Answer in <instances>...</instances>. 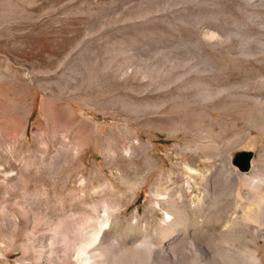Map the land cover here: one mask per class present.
<instances>
[{
    "label": "rangeland",
    "instance_id": "rangeland-1",
    "mask_svg": "<svg viewBox=\"0 0 264 264\" xmlns=\"http://www.w3.org/2000/svg\"><path fill=\"white\" fill-rule=\"evenodd\" d=\"M209 91L214 99H202ZM254 96L264 98V0H0V201L17 199L34 210L26 232L22 219L17 228L2 220L14 235L11 264H36L49 237L55 263L90 254L91 264L139 261L138 253L167 232L151 191L170 189L163 206L180 209L182 230L198 224L189 200L177 208L173 199L195 174L186 162L210 170L205 180L194 176L201 187L192 192L213 186L207 227L217 231L238 216L211 244L215 256L205 264H250L254 246L244 241L251 235L242 219L252 191L227 177L225 159L252 149L253 165L243 172L264 176V130L246 132L256 118ZM16 171L19 185H3ZM100 224L102 236L78 248ZM104 245L111 249L95 255ZM140 261L172 262L156 255Z\"/></svg>",
    "mask_w": 264,
    "mask_h": 264
},
{
    "label": "bare ground",
    "instance_id": "bare-ground-1",
    "mask_svg": "<svg viewBox=\"0 0 264 264\" xmlns=\"http://www.w3.org/2000/svg\"><path fill=\"white\" fill-rule=\"evenodd\" d=\"M194 65V64H193ZM198 64H196L197 66ZM195 66V67H196ZM194 67V66H193ZM194 67V68H195ZM198 68V67H197ZM195 68V69H197ZM188 69V68H187ZM199 69V68H198ZM202 69V68H200ZM199 69V70H200ZM193 70V68H192ZM203 70V69H202ZM184 71V70H183ZM187 71V70H186ZM190 71V69H189ZM188 72V74H190ZM196 70L195 74L198 73L200 75V72ZM191 72V71H190ZM193 72V71H192ZM191 72V73H192ZM204 72V71H202ZM201 72V73H202ZM183 73V72H182ZM186 73V72H184ZM183 73V74H184ZM182 74V75H183ZM187 74V73H186ZM187 74V76H189ZM184 76V75H183ZM187 78V77H186ZM185 78V79H186ZM187 79H190V76L189 78ZM174 83V82H173ZM172 81H168L167 83H161L162 87L164 88H167L169 87L170 85L173 84ZM185 84V83H184ZM159 86V85H158ZM160 88V87H159ZM208 89V88H206ZM152 90V89H151ZM211 90V89H210ZM215 91V90H214ZM218 91V90H216ZM223 90H219L217 94H220L222 93ZM210 92V91H209ZM204 93L201 98L202 99H206V100H209V99H214V97L216 95H213L215 94L214 92L211 94L210 93ZM231 93V92H230ZM228 95V94H227ZM226 95V97H228ZM231 95V94H230ZM253 99L256 101L257 103V109H256V112H255V119L254 120H251L248 124H249V127L247 128V134L249 135L250 133H252L251 131V128H254L256 129L259 133H262L263 130H264V122H262V120L260 121V116L261 114L264 115V98L260 97V96H254ZM187 100V99H186ZM254 101V102H255ZM227 102V101H226ZM188 103H194V100L192 101H188ZM219 103V102H218ZM230 103V102H229ZM236 103V102H235ZM200 105V104H198ZM236 106V105H235ZM233 106V107H235ZM238 106V105H237ZM221 107V106H220ZM214 107H212L213 109ZM223 108V107H221ZM244 108V107H243ZM232 109V107H231ZM241 111V109H240ZM245 111V110H244ZM237 112V111H236ZM239 112V110H238ZM209 113V112H208ZM210 115V114H209ZM246 130V129H245ZM264 133V132H263ZM137 141V140H136ZM226 145V144H225ZM245 146V145H244ZM153 147V146H152ZM151 145H146V149L148 150V152L151 150ZM229 148V147H228ZM247 148V147H245ZM128 149V148H127ZM131 149V147H130ZM133 149V148H132ZM127 150V154L128 155H132L134 154L133 150ZM230 151V150H229ZM228 152V150H227ZM225 151V153H227ZM262 152V151H261ZM82 153V149L81 148H78V152L77 154H81ZM261 157V156H260ZM264 157V156H263ZM263 159V158H262ZM261 159V160H262ZM212 160V159H211ZM226 160V168L227 171V177L229 175L230 177V180L232 178V180H234V182L236 183H233V185H239L242 183V185L246 186L248 188V190H251L252 193H249L247 192L245 197H247L249 199L248 201V206H247V209H246V212L245 214L243 215V219H242V222L245 224L243 225V228H245V230L247 231V233H250V237H248V239L244 240V241H248L250 244H252V246H254V251L251 252L252 254L250 255V264H264V194H262V191L264 190V176H259V174H262V173H259L258 175L257 174H254V173H244L243 171L240 172V171H237V169H235L234 167H232V164L231 163V160H230V157H228ZM264 161V160H263ZM253 162H254V158L252 160V165H253ZM257 162V161H256ZM260 163H262L260 161ZM221 164V165H222ZM261 165V164H260ZM263 165V164H262ZM212 166V165H211ZM186 171L190 172L191 174L195 173L194 176H199L200 179L202 178V180H205L208 174V172L210 171H206L204 172V170L202 168H196V166H191L189 165L187 162H186ZM221 167V166H220ZM213 168V166H212ZM222 168V167H221ZM223 168V169H224ZM262 168V167H261ZM221 169V170H223ZM257 169V168H256ZM219 170V169H218ZM216 169V171H218ZM212 171V170H211ZM224 171V170H223ZM246 172V171H245ZM211 173V172H210ZM209 173V174H210ZM218 173V172H217ZM243 173V174H241ZM16 174V178H12L14 177V175ZM18 172H11V173H7V176L9 177V175H13L11 178L12 179H9L8 177H5L3 178L2 180V183H4L3 185H5L6 187H16L18 186L17 183L22 180L21 177H18ZM192 177L190 175H188V177H185L184 180V183H183V193L181 194H178L177 196H174V201L176 203V206L177 208L181 206V203L183 202V200L185 199H188L189 200V207L191 208V210L193 211H198L199 213V216L197 217V221H198V224L196 226H190L187 227L185 230H182L181 228V225L179 223H177V220L178 218H180V209H177L176 211L172 210L171 208H166L163 206L164 203L168 202L171 200V197L173 194H171L170 192V189L168 188H165L164 190H161V191H151V197H152V205L154 207V209H157V208H164V217H163V221L161 220L162 223V227L163 228H166L167 229V232L165 234H163L161 237H158L156 239V243L154 244H147V247H145L144 249H142L139 253L138 251H135V245L132 249L133 252H134V255L136 254V252L139 254V261L133 263V264H142L140 260H146L148 258H150L152 255H156L159 260L161 259L162 261H166V262H174L176 264H182L183 261L185 259H190L191 261H193L195 264H205L207 261L211 260L214 256H215V252H216V249L214 246H211L212 243L218 241L219 239H223L226 237L227 235V232L230 230L231 228V224L234 225V222H236L238 220V216L237 215H233L231 216V218L229 219V223L227 224H224L223 226H221L217 231H213V230H210L207 225H206V221L209 219L210 216H212V212L213 210L208 208V205H209V196H210V193L213 194V186H211V184H207L204 183V186H206L209 190H211L209 192V190H207L205 192L204 191H199L198 189V194L197 195H194L192 194L193 192V189H194V184H195V177ZM226 177V178H227ZM21 178V180L19 179ZM211 180V178L209 179ZM226 180V179H225ZM23 182V181H22ZM21 182V183H22ZM169 182V181H168ZM223 182V181H222ZM214 183V181L212 182ZM232 183V182H230ZM170 184V183H169ZM175 184V183H173ZM21 185V184H20ZM196 186H199L198 188L201 187V184L198 183L195 184ZM213 185V184H212ZM222 186V185H221ZM220 186V187H221ZM224 186H225V183H224ZM223 186V188H224ZM5 188V187H4ZM23 188V187H22ZM21 188V189H22ZM134 189V188H133ZM219 189V188H218ZM236 189V188H235ZM196 190V189H195ZM201 190V189H200ZM225 190V189H223ZM218 191V190H217ZM239 191V190H238ZM242 191V189H241ZM250 191V192H251ZM191 193V194H190ZM225 193V191H224ZM187 194H190L189 196L190 197H187ZM241 195V193H238V195ZM239 195V196H240ZM244 195V194H243ZM220 196V195H219ZM225 196V195H224ZM212 198V197H211ZM246 198V199H247ZM9 199V198H8ZM217 200V198H215ZM221 199V197H220ZM11 206L13 207H16L15 210L16 211H13L14 209H12V212L10 211L9 212V209H7V202H1L0 201V213L2 214L1 216V224H0V262L2 261V264H11V262L9 261L8 259V251L10 249V245L13 244V241L14 240V235L12 232H10L11 234H9L8 230H6L4 228V219H7L11 222V224L14 226V228L18 227L20 225V222H21V219L23 221V225H24V230L25 232L28 230V227L26 226V224H29L28 222H30V219L31 216L33 215V209L32 207L30 206V204L22 201V202H19L17 199H14L12 200V202H10ZM222 204V202L220 203ZM215 205V203H214ZM172 207V206H171ZM10 208V206H9ZM108 210V209H107ZM221 210V209H220ZM193 211V213H194ZM32 213V215H31ZM197 213V214H198ZM215 215V214H214ZM217 215V214H216ZM193 216V215H192ZM223 217V216H222ZM107 218V216H106ZM240 219V218H239ZM90 220V219H89ZM92 220V218H91ZM90 220V221H91ZM85 221V220H84ZM240 221V220H239ZM8 222V221H7ZM82 222V221H81ZM84 223V222H83ZM104 223V222H103ZM106 223V222H105ZM189 223V222H188ZM195 223V222H194ZM9 224V223H8ZM99 224V223H98ZM209 224V223H208ZM58 225V224H57ZM62 225H65V224H62ZM86 225V224H85ZM95 225V224H94ZM184 225V224H183ZM188 225V224H187ZM217 225V224H216ZM21 226V225H20ZM82 226V225H81ZM185 227V226H184ZM66 228V226L64 227ZM64 228L62 229V227L58 226L55 228V230H59V229H62L64 234L66 235V232L64 230ZM96 228V227H95ZM94 229V228H92ZM57 230V231H58ZM96 230V229H95ZM157 230V229H156ZM104 231V224H100L97 228V231L95 233H88L86 235V240L85 242L81 243L80 246L78 248H80L81 246H84L86 248H89L88 246L92 245L94 242L95 239H97L98 235L100 234L101 235V232ZM24 232V231H23ZM93 232V231H92ZM15 233V232H14ZM20 233V232H19ZM104 233V232H103ZM232 233V232H231ZM63 234V235H64ZM84 235V234H83ZM154 235V234H153ZM158 235V234H157ZM232 235V234H231ZM230 235V236H231ZM102 236V235H101ZM229 236V234H228ZM153 237V236H152ZM151 237V238H152ZM233 237V236H232ZM54 238V237H53ZM66 238V237H65ZM154 238V237H153ZM240 238V237H239ZM247 238V237H246ZM99 240V239H98ZM260 240H263V243L260 244L259 241ZM55 240H53V242H51V238L49 237L48 240L45 241V245L46 247H44L42 244V247L40 248V251L38 252V254L36 255L37 257V260H36V264H63L62 261L58 262L56 260V262L58 263H55V261L53 260L52 258V253L53 252V243H54ZM84 241V239H83ZM150 241V239H149ZM42 242V241H41ZM107 242V241H106ZM144 242V241H143ZM228 242V241H227ZM235 242V241H234ZM239 242V241H238ZM148 243V241H147ZM217 243V242H216ZM221 243V242H220ZM247 243V242H246ZM55 244V243H54ZM144 244V243H143ZM235 244V243H234ZM219 245V244H218ZM226 245V243H225ZM228 245V244H227ZM226 245V246H227ZM56 246V244H55ZM144 246V245H143ZM225 246V247H226ZM237 246V244H236ZM244 246V245H243ZM29 246H25V247H21L23 248L24 251H28V248ZM44 247V248H43ZM77 247V246H76ZM101 247V246H100ZM127 247V246H126ZM125 247V248H126ZM142 247V246H140ZM224 247V246H223ZM234 247V246H233ZM94 248V247H93ZM98 248V247H97ZM109 248H110V245H104V247L102 248V250L100 251V253H96L95 255H99V254H104L107 253L109 251ZM124 248V247H123ZM122 248V250H123ZM130 248V247H129ZM247 248V247H246ZM111 249V248H110ZM120 249V248H119ZM227 249V248H226ZM260 249H263V253L262 254H259L258 251ZM81 250V249H80ZM93 250V249H92ZM131 250V249H130ZM138 250V249H137ZM233 250H235L233 248ZM239 250V249H238ZM243 250V249H242ZM253 250V249H252ZM111 251V250H110ZM113 251V250H112ZM117 253H118V250H116ZM129 251V249H128ZM128 251L127 250H124V253L125 255L128 254ZM82 252V251H81ZM120 252V251H119ZM132 252V253H133ZM25 254V253H24ZM110 254V253H109ZM130 254V253H129ZM128 254V255H129ZM230 254V253H229ZM233 254V253H232ZM236 254V253H235ZM250 254V253H249ZM86 255V254H85ZM122 255V253H121ZM131 255V254H130ZM129 255V256H130ZM134 255L132 257H134ZM137 255V254H136ZM228 255V254H227ZM245 255V254H244ZM55 256V255H54ZM53 256V257H54ZM101 256V255H100ZM123 256V255H122ZM233 256V255H232ZM242 256V254H241ZM249 256V255H248ZM247 256V257H248ZM57 257V256H56ZM80 258L77 260V262H74V264H91V260L87 259V257L89 258H92L93 257V254H90V255H87L86 256H82L81 255L79 256ZM114 257V256H113ZM121 257V256H120ZM221 257V256H220ZM229 257V256H228ZM55 258V257H54ZM59 258V257H58ZM57 258V259H58ZM110 258V257H109ZM126 258H128L126 256ZM124 256L122 257V259H120L118 261V264H129L127 259H126ZM130 259V258H129ZM153 259V258H152ZM157 259V258H156ZM155 259V260H156ZM218 259V258H217ZM232 259V258H231ZM61 260V259H59ZM222 264H223V261L222 259H220ZM64 261V260H63ZM115 261V260H114ZM117 261V260H116ZM149 261V260H148ZM230 261V260H229ZM241 261V260H240ZM130 262V261H129ZM132 262H133V259H132ZM171 262V264H173ZM227 262V261H226ZM233 262V261H232ZM231 262V264H232ZM20 264H28V261H26L25 259H22L20 260L19 262ZM112 263V262H111ZM163 263V262H160V264ZM188 263V262H187ZM219 263V262H218ZM230 263V262H229ZM228 263V264H229ZM68 264V263H66ZM117 264V263H116ZM144 264V263H143ZM158 264V263H157ZM168 264V263H167ZM216 264V263H215ZM226 264V263H225ZM240 264V263H239Z\"/></svg>",
    "mask_w": 264,
    "mask_h": 264
},
{
    "label": "water",
    "instance_id": "water-1",
    "mask_svg": "<svg viewBox=\"0 0 264 264\" xmlns=\"http://www.w3.org/2000/svg\"><path fill=\"white\" fill-rule=\"evenodd\" d=\"M255 152L249 148H239L233 153L231 163L236 165L239 171H248L252 166Z\"/></svg>",
    "mask_w": 264,
    "mask_h": 264
}]
</instances>
